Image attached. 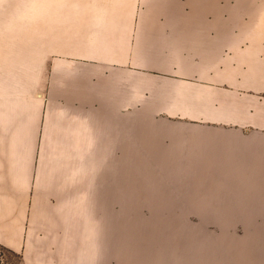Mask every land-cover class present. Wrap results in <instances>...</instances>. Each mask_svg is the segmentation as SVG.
I'll use <instances>...</instances> for the list:
<instances>
[{"label": "crops", "instance_id": "obj_1", "mask_svg": "<svg viewBox=\"0 0 264 264\" xmlns=\"http://www.w3.org/2000/svg\"><path fill=\"white\" fill-rule=\"evenodd\" d=\"M131 1L119 20L95 8L86 29L76 26L77 48L59 45L47 98L37 95L35 161L0 165V241L14 253L33 245L40 259L62 250L64 264L85 260L95 243V153L131 152L132 105L150 148L142 153L164 145L220 165L221 181L206 184L259 204L221 216L264 217V0ZM96 90L112 113L95 112ZM106 131L118 149L101 148Z\"/></svg>", "mask_w": 264, "mask_h": 264}, {"label": "rangeland", "instance_id": "obj_2", "mask_svg": "<svg viewBox=\"0 0 264 264\" xmlns=\"http://www.w3.org/2000/svg\"><path fill=\"white\" fill-rule=\"evenodd\" d=\"M131 4L0 0V165L35 161L37 95L47 98L51 67L62 61L59 45L77 48L76 26L86 29L95 8L100 17L119 20ZM108 98L106 91H95V112L112 113L106 111L113 108ZM125 112L132 117L131 152L95 153V243L78 264H264V217L221 216L259 204L241 203L245 195L230 187L206 184L221 181L220 165L196 164L187 154L163 152L169 149L164 145L142 153L150 148L140 142V107ZM106 132L101 148L118 149L112 147L113 132ZM13 251L1 240L0 264H64L70 256L52 250L40 259L33 245Z\"/></svg>", "mask_w": 264, "mask_h": 264}, {"label": "bare ground", "instance_id": "obj_3", "mask_svg": "<svg viewBox=\"0 0 264 264\" xmlns=\"http://www.w3.org/2000/svg\"><path fill=\"white\" fill-rule=\"evenodd\" d=\"M261 258L263 259V256H262V257H260V259H261Z\"/></svg>", "mask_w": 264, "mask_h": 264}]
</instances>
